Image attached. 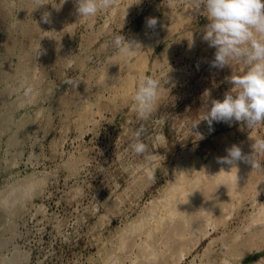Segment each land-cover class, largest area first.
Masks as SVG:
<instances>
[{
    "label": "rangeland",
    "instance_id": "374dc122",
    "mask_svg": "<svg viewBox=\"0 0 264 264\" xmlns=\"http://www.w3.org/2000/svg\"><path fill=\"white\" fill-rule=\"evenodd\" d=\"M43 2L0 0V53L7 41L15 45L0 77V113L13 114L0 132V218L11 224L0 221V264H149L152 255L142 252L148 244L162 255L182 237L193 250L168 253V264H264V154L255 156L260 167L240 160L252 186L236 198L228 222L207 215L205 233L179 236L156 229L161 216L168 229L187 222L178 212L165 217L172 206L162 208L178 176L193 186H223L217 173L230 165L218 160L233 145L252 156L255 140L264 139V124L210 128L202 120L212 101H223L234 87L226 78L247 70L239 60L211 67L216 49L203 40L211 22L206 9L195 0H116L110 10L80 20L74 0ZM149 18L157 20L155 28L147 26ZM116 35L142 41V51L122 59L112 43ZM113 72L119 79L111 81ZM144 76L161 89L147 119L138 118L132 101ZM137 132L148 145L145 155L130 147ZM256 229L260 237L244 247Z\"/></svg>",
    "mask_w": 264,
    "mask_h": 264
},
{
    "label": "clouds",
    "instance_id": "9594fccd",
    "mask_svg": "<svg viewBox=\"0 0 264 264\" xmlns=\"http://www.w3.org/2000/svg\"><path fill=\"white\" fill-rule=\"evenodd\" d=\"M39 7L45 5L37 0ZM66 0H63V3ZM80 20L95 17L99 12L107 11L116 5V0H74ZM197 5L206 9L211 21L204 29L203 40L216 49L211 67L223 69L232 66L233 61H242L247 70L242 75H232L226 80L234 87L225 94L223 101H212L210 112L203 115L211 128L213 122L240 121L252 129L264 124V0H195ZM49 22L48 14L42 17ZM157 20L149 18L147 26L155 28ZM117 53L123 58L133 56L141 45L128 41L122 35H116L112 41ZM71 83V81H69ZM161 97L160 82L151 77H141L138 88L132 96L134 110L138 118L147 119L156 109ZM201 120L193 123L197 127ZM203 139L202 135H199ZM136 142L131 144L137 155L148 153V145L140 141V133H135ZM252 156L242 155L239 146L228 149V155L220 158L222 164L235 165L244 160L254 168L260 167L256 154H264V139H257L253 145ZM154 161L155 157L146 155ZM234 168V167H233Z\"/></svg>",
    "mask_w": 264,
    "mask_h": 264
},
{
    "label": "bare ground",
    "instance_id": "6f19581e",
    "mask_svg": "<svg viewBox=\"0 0 264 264\" xmlns=\"http://www.w3.org/2000/svg\"><path fill=\"white\" fill-rule=\"evenodd\" d=\"M33 6L32 5H26V8L30 9L31 11V8ZM2 20H3V15L1 14L0 15V30L2 29ZM148 28V27H147ZM26 30H30V27H26L25 28ZM147 30V29H146ZM145 30V31H146ZM142 38V37H141ZM140 38V39H141ZM145 38V37H144ZM143 38V39H144ZM158 39V38H157ZM142 40V39H141ZM138 41V40H137ZM136 41V42H137ZM139 42V41H138ZM142 42V41H141ZM139 42V44L141 43ZM157 42V41H156ZM143 45V43H142ZM141 45V47H142ZM150 45V44H149ZM152 46V45H151ZM150 46V47H151ZM173 47V46H172ZM15 49V45L13 42L11 41H7L2 52L0 53V77L3 75V71H4V68L6 66V57L9 56V54ZM142 49V48H141ZM140 49V50H141ZM152 49V47H151ZM154 49V48H153ZM142 51V50H141ZM154 51V50H153ZM138 52V51H137ZM152 53V50H149V53ZM165 52V51H164ZM136 54V53H135ZM137 56V55H135ZM139 56H143L142 54L139 55ZM165 56V55H164ZM168 55H166V59L168 58L167 57ZM132 57V56H131ZM134 57V56H133ZM138 58V57H137ZM142 58V57H141ZM144 59L147 58V57H143ZM142 58V59H143ZM121 59V57H120ZM123 59V57H122ZM149 59V57H148ZM126 60V59H124ZM128 60V59H127ZM141 60V59H140ZM122 61V60H121ZM142 62L145 61V60H141ZM157 60H155V63H156ZM148 61L145 62V64H148L147 63ZM139 63V62H138ZM135 64V66L138 65ZM140 64V63H139ZM160 64V63H159ZM111 65V64H110ZM109 65V66H110ZM116 65V64H115ZM142 65V63H141ZM131 67V66H130ZM146 67V66H145ZM26 69L25 66H21V69H20V72H24ZM119 69V68H118ZM134 69V68H133ZM131 70V69H128V71ZM135 70V69H134ZM137 70V69H136ZM112 71V70H111ZM117 72V71H116ZM132 72V71H131ZM138 72V71H136ZM135 71L133 73H136ZM143 72V71H142ZM121 73V72H119ZM144 73V72H143ZM119 75V74H118ZM117 75V73L113 72V75L111 76V81H114V80H117L119 79V76ZM135 74H133L134 76ZM127 76V75H126ZM128 76H131V75H128ZM140 76V75H139ZM136 77V76H135ZM134 77V79H136ZM127 78V77H126ZM128 79V78H127ZM131 79V82L134 81L133 78H130ZM122 81V80H121ZM120 81V82H121ZM127 81V80H126ZM129 82V81H128ZM110 85V84H109ZM126 85V84H125ZM129 85V84H128ZM103 86H106V85H103ZM132 86V85H131ZM107 87V86H106ZM130 87V86H128ZM101 88V87H100ZM116 88V87H115ZM118 89V87L116 88V90ZM120 89V88H119ZM118 89V90H119ZM132 89V87L130 88ZM129 88H127L126 90V93H129ZM124 98V97H122ZM2 104L0 103V111H2V107L1 106ZM11 115V116H10ZM10 115L9 114H1L0 113V132L5 130L10 124L13 123V114H12V111L10 110ZM18 138H19V131H15L13 133V136H12V142L15 144L18 142ZM243 162V160H242ZM241 161L235 163V165H230L227 170H225L224 168H219V173H217L216 175L218 176L217 179L219 181V183L223 182V184L225 183V185L223 186H217L216 184L214 183H211V184H208L206 183L205 185L203 184V186H193V185H190V182L187 178V176L185 175H182V176H178L177 178L178 179H175L173 181V183L175 184L173 186V188H171V193L167 196L166 198V202L164 204V206H162V208L164 207V209H167V207L169 208V206H172L173 208H170L171 211H169V209L167 210V213H166V216L167 217V214L169 216H172V215H176V213H182V217L185 218V221L187 222H177L175 224V226L173 225L170 229H168V226H171L170 224H168L167 222H165V218L163 216H161L160 218L156 219V229H161L163 231L167 230V232L171 233L172 232H175V234L180 231H191V233H194V231H200L202 233H205L206 232V229L209 227V225H211V222H212V219L209 218L208 219V216L207 215H211V217L214 215L213 218H215L217 216V218L222 222V223H226V220L229 218V215L230 213H232L231 211H233V203L234 201H238L237 199L240 198V197H243L244 198V194L247 193L249 191V187H251V182L249 180V177L248 175L246 174V170H248V168L244 169V165L242 164ZM244 163H247V162H244ZM229 165V164H228ZM234 167V168H233ZM228 171L230 173H228ZM184 173V172H183ZM206 174V173H205ZM215 176V174H214ZM216 177V176H215ZM262 178V177H261ZM203 181V180H202ZM199 182V181H198ZM207 182V181H206ZM217 183V182H216ZM24 185V184H23ZM22 185V186H23ZM251 185V186H250ZM263 186V185H262ZM170 187V186H169ZM26 189V188H25ZM33 189V187H32ZM31 189V190H32ZM28 191V190H27ZM35 191V190H34ZM33 194V193H32ZM27 195V194H26ZM246 197V196H245ZM178 198V199H177ZM237 198V199H236ZM242 200V199H241ZM163 205V204H162ZM235 205V204H234ZM158 206V205H157ZM156 207V206H155ZM155 207H153L155 209ZM159 207V206H158ZM161 209V208H160ZM264 212V208H262ZM261 209V210H262ZM153 209H151L152 211ZM163 210V209H162ZM161 211V210H159ZM169 211V212H168ZM162 212V211H161ZM176 212V213H175ZM157 214L158 212H153L152 211V214ZM153 214V215H154ZM262 214V213H261ZM151 215V214H150ZM201 215L203 217H201ZM216 215V216H215ZM264 215V213H263ZM261 215V216H263ZM260 216V215H259ZM9 217V216H8ZM151 217V216H150ZM154 217V216H153ZM5 218V217H4ZM152 218V217H151ZM172 218V217H171ZM258 218V217H257ZM264 218V217H263ZM180 219V218H179ZM256 219V218H254ZM8 220V218H7ZM0 221L1 223L3 222V220H1L0 218ZM181 221V220H180ZM191 221V222H190ZM254 221H261V218L259 217L258 219L254 220ZM228 222V220H227ZM192 223V225H191ZM213 224V223H212ZM3 225H5V227H9L11 226L10 222H6L4 220L3 222ZM132 227V226H131ZM135 227V226H134ZM150 227V226H149ZM155 228V227H154ZM263 228V227H262ZM262 228H259L260 230ZM153 229V227H152ZM258 229V233H260V235L262 234V230L260 231ZM255 230V229H254ZM264 230V228H263ZM152 231V230H151ZM162 231V232H163ZM260 231V232H259ZM161 232V233H162ZM166 232V231H165ZM166 232V233H167ZM264 232V231H263ZM150 233V232H149ZM197 233V232H195ZM254 233V238L253 240H249L247 239V241H244L243 244H244V247H248L247 244L252 241H254L256 238L258 239L260 237L259 234H255L257 233V229H256V232H253ZM1 234V233H0ZM180 234V233H179ZM200 234V233H199ZM264 234V233H263ZM151 235V234H150ZM152 238V236H150ZM155 235V234H154ZM153 235V236H154ZM178 235V234H176ZM179 236V235H178ZM174 237V235H173ZM180 237H182L180 235ZM195 237V236H194ZM167 238V237H166ZM179 238V237H178ZM150 239V238H149ZM180 239V238H179ZM181 240V241H180ZM178 240L180 243H178L175 247L172 246V249L168 250L167 252H162L163 254H159L156 252H154L155 250V247L153 245H151V247L153 246L152 250L150 247V245L148 244L146 248H144L142 250L144 254V256H148L147 258H150L149 256L152 255L149 259V264H168V257L170 256L168 253H170L171 255L172 254H178L179 252H181L182 254H185V253H190L191 250H193L192 248H194V246L192 247L191 246V242L192 240L190 239L189 240H183V237L182 239ZM176 241V240H175ZM149 242V241H148ZM147 242V243H148ZM152 242V241H151ZM153 242H156L153 241ZM194 242V241H193ZM254 243V242H253ZM153 244V243H152ZM142 253V254H143ZM150 253V254H149ZM149 254V255H148Z\"/></svg>",
    "mask_w": 264,
    "mask_h": 264
}]
</instances>
